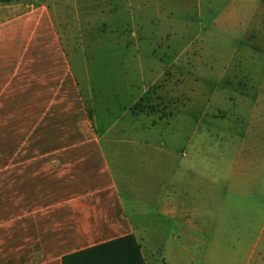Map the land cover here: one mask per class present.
Segmentation results:
<instances>
[{
    "label": "crops",
    "instance_id": "obj_1",
    "mask_svg": "<svg viewBox=\"0 0 264 264\" xmlns=\"http://www.w3.org/2000/svg\"><path fill=\"white\" fill-rule=\"evenodd\" d=\"M213 4H222L213 21L220 38L237 39L243 23L240 40L264 47V28L255 37L246 27L264 0L0 2V264H61L127 233L141 240L136 205L100 143L117 140L104 138L205 34ZM254 144L261 151L245 154L241 182L237 155L213 156L221 182L228 176L215 237L232 235L233 259L264 241V138Z\"/></svg>",
    "mask_w": 264,
    "mask_h": 264
},
{
    "label": "rangeland",
    "instance_id": "obj_2",
    "mask_svg": "<svg viewBox=\"0 0 264 264\" xmlns=\"http://www.w3.org/2000/svg\"><path fill=\"white\" fill-rule=\"evenodd\" d=\"M221 7L205 6V34L149 87L127 115L126 125L104 138L117 140L100 143L114 155L115 175L136 205L137 240L146 264L264 261L261 239L253 242V256L233 259L232 235L226 233L225 240L215 237L228 176L222 183L213 156L237 155L240 176L245 154L260 152L261 145L254 142L264 138V47L240 40L243 23L237 27V39L220 38L213 21ZM256 12L246 27L259 37L264 5ZM130 141L137 144L127 145ZM186 156L194 160H178ZM232 201L237 207L240 200ZM247 244L241 242L240 249Z\"/></svg>",
    "mask_w": 264,
    "mask_h": 264
},
{
    "label": "trees",
    "instance_id": "obj_3",
    "mask_svg": "<svg viewBox=\"0 0 264 264\" xmlns=\"http://www.w3.org/2000/svg\"><path fill=\"white\" fill-rule=\"evenodd\" d=\"M10 1L14 0H0L1 3ZM61 264H146V262L135 236L127 233L66 253L61 257Z\"/></svg>",
    "mask_w": 264,
    "mask_h": 264
}]
</instances>
